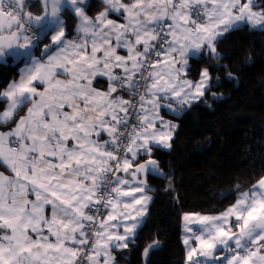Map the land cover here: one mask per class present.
<instances>
[{"label":"snow or ice","instance_id":"1","mask_svg":"<svg viewBox=\"0 0 264 264\" xmlns=\"http://www.w3.org/2000/svg\"><path fill=\"white\" fill-rule=\"evenodd\" d=\"M245 29L264 34V0H0V264H119L149 179L172 187L155 157L179 127L166 115L220 98L213 65L193 77L190 60L221 61ZM233 192L183 215L184 264H264V174Z\"/></svg>","mask_w":264,"mask_h":264},{"label":"trees","instance_id":"2","mask_svg":"<svg viewBox=\"0 0 264 264\" xmlns=\"http://www.w3.org/2000/svg\"><path fill=\"white\" fill-rule=\"evenodd\" d=\"M218 51L224 54L221 61L205 56L192 59L190 65L193 77L213 65V78L220 77L213 91L220 98L209 93L206 102L195 103L173 119L179 127L171 149L155 151L162 169L172 177L171 190H165L167 178L149 179L150 214L137 245L124 251L119 264H143V248L154 237L160 247L150 253L148 264H184L182 216L223 211L236 195L224 199L230 189L264 174V34L246 29L231 32ZM217 63L227 64L236 79H228L225 70L215 67Z\"/></svg>","mask_w":264,"mask_h":264},{"label":"crops","instance_id":"3","mask_svg":"<svg viewBox=\"0 0 264 264\" xmlns=\"http://www.w3.org/2000/svg\"><path fill=\"white\" fill-rule=\"evenodd\" d=\"M68 26H70L71 28L74 26V21L73 20H69V22H68ZM191 61V60H190ZM182 115V114H181ZM180 115V116H181ZM179 116V117H180ZM179 117H177L175 114H173V113H171V112H169L167 115H166V119H169V120H171L173 123H175L174 121H173V119L174 118H179ZM165 150H167V149H165ZM183 224H184V222H183V216H182V231H181V240H182V237H183V235H184V232H183Z\"/></svg>","mask_w":264,"mask_h":264}]
</instances>
